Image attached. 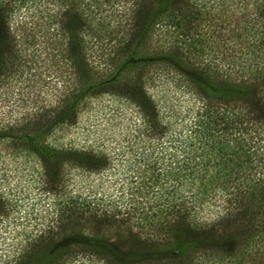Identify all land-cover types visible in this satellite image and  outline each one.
<instances>
[{
	"label": "trees",
	"instance_id": "1",
	"mask_svg": "<svg viewBox=\"0 0 264 264\" xmlns=\"http://www.w3.org/2000/svg\"><path fill=\"white\" fill-rule=\"evenodd\" d=\"M263 255L264 0H0V264Z\"/></svg>",
	"mask_w": 264,
	"mask_h": 264
},
{
	"label": "rangeland",
	"instance_id": "2",
	"mask_svg": "<svg viewBox=\"0 0 264 264\" xmlns=\"http://www.w3.org/2000/svg\"><path fill=\"white\" fill-rule=\"evenodd\" d=\"M7 110H4V112ZM98 246L102 247V249H104L105 251H107L109 254H111L112 256H114L116 259L118 258L119 254L122 252L123 247L121 246V244L116 241V240H110L108 242L105 243H100ZM244 245V237H240L237 238L233 241H230L226 244L221 245V248L224 250H239L241 248H243ZM250 252H254V247H250ZM263 254V252H261ZM261 253L255 254V257H258V255H262ZM264 256V255H263ZM257 264V263H256Z\"/></svg>",
	"mask_w": 264,
	"mask_h": 264
}]
</instances>
